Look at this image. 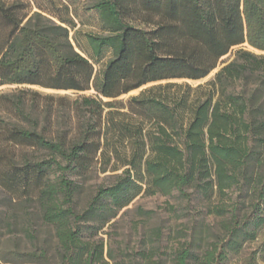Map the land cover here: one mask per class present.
Wrapping results in <instances>:
<instances>
[{"label":"trees","instance_id":"obj_1","mask_svg":"<svg viewBox=\"0 0 264 264\" xmlns=\"http://www.w3.org/2000/svg\"><path fill=\"white\" fill-rule=\"evenodd\" d=\"M103 33L84 34L96 71L76 50L69 17L0 0V86L88 95L0 92V219L22 224L0 264H231L264 228V54L244 47L196 87L165 82L207 76L232 47L264 52V0H93ZM78 206L82 183L116 172ZM206 201L221 233L161 250L111 247L102 228L140 194ZM233 196V197H232ZM16 208L11 212V208ZM243 264L264 257V240ZM161 252L163 254H161ZM264 260V258H263Z\"/></svg>","mask_w":264,"mask_h":264},{"label":"rangeland","instance_id":"obj_2","mask_svg":"<svg viewBox=\"0 0 264 264\" xmlns=\"http://www.w3.org/2000/svg\"><path fill=\"white\" fill-rule=\"evenodd\" d=\"M33 11H41L42 13L51 16L55 21L57 18L56 14L65 17H69L75 23V27L70 29V36L73 41V45L76 50L80 51L83 55L88 57L94 64L96 71L100 70L103 66L108 53L106 56L95 61L90 58L88 52L81 51L75 41L73 36H76L80 44L89 50L84 34H101L103 29L99 21L98 13L95 9H89L91 2L93 0H27ZM244 47L251 50L257 54H264L263 51L255 50L246 44L237 45L231 48V50L222 56L217 64V66L209 73L204 79L192 80V79H172L167 81L149 83L141 88L130 91L127 94L119 96L117 99L127 98L130 95L137 94L141 89L158 83L174 82L188 84L191 87H196L199 84H204L210 80L215 72L226 62L233 58L236 49ZM31 88L39 91L42 94L51 95H68L74 97L76 95H88L93 93V90L84 92H73L70 90H54L41 88L38 86L30 85H15V84H4L0 86V92H10L15 88ZM116 172H97L91 174V176L82 183V191L79 196L78 206L79 208L84 206L89 196L92 194L94 189L101 184H107L112 180L109 174L119 173ZM230 195L228 194L222 204L221 198L212 199L206 201L197 196H193L190 200L183 198L177 191H173L169 195L161 194H140L136 196L129 205L121 209L117 216L106 224L102 228L101 236L111 245V247H136L138 245L146 246L149 245L151 239L147 236L149 231L154 227H160L164 232V241L161 242V250H165L166 253L163 255L169 263L171 258L170 250L172 247L178 245V243L184 240H189L192 238L196 246L204 245L206 242L213 240L214 236L221 233V217L216 216L213 213H209L210 208L221 207V205H226L229 208ZM233 197V196H232ZM10 205L4 192L0 189V213L3 212ZM11 207V205H10ZM16 208H11V212L15 211ZM22 228V224L17 221V219H0V248L5 246H10L13 241H15V236L18 235V230ZM264 240V228L260 231V234L255 242L246 244L243 252L239 257L232 259L231 264H243L245 259L248 257L252 250L258 248ZM161 254H163L161 252ZM264 257L258 256L257 264H264Z\"/></svg>","mask_w":264,"mask_h":264},{"label":"water","instance_id":"obj_3","mask_svg":"<svg viewBox=\"0 0 264 264\" xmlns=\"http://www.w3.org/2000/svg\"><path fill=\"white\" fill-rule=\"evenodd\" d=\"M208 75H209V74H208ZM208 75H207V76H208ZM207 76H205V77H207ZM205 77H204V78H205ZM204 78H201V79H204Z\"/></svg>","mask_w":264,"mask_h":264}]
</instances>
